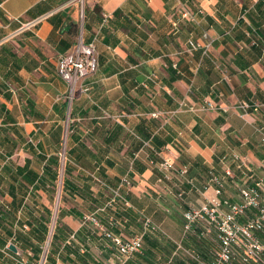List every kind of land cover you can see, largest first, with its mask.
Listing matches in <instances>:
<instances>
[{
	"label": "crops",
	"instance_id": "obj_1",
	"mask_svg": "<svg viewBox=\"0 0 264 264\" xmlns=\"http://www.w3.org/2000/svg\"><path fill=\"white\" fill-rule=\"evenodd\" d=\"M81 28L98 67L88 93L69 99L58 61ZM205 100L261 106L244 118L191 111ZM65 136L71 163L59 191ZM262 137L264 0H0V264L34 263L47 242L46 264H105L104 233L140 234L145 218L156 230L127 264H168L183 213L203 203L198 188L219 178L237 202L264 177ZM165 147L182 178L161 179ZM214 236L184 243L206 254Z\"/></svg>",
	"mask_w": 264,
	"mask_h": 264
},
{
	"label": "built area",
	"instance_id": "obj_2",
	"mask_svg": "<svg viewBox=\"0 0 264 264\" xmlns=\"http://www.w3.org/2000/svg\"><path fill=\"white\" fill-rule=\"evenodd\" d=\"M83 7L85 0H76ZM183 16L193 20L191 12L185 10ZM45 17H38L24 25V28L36 27ZM204 39L208 35L204 33ZM194 48L201 47L199 44L191 43ZM211 41H207L202 48L208 52ZM98 67L97 49L95 42L85 43L82 36V28L79 30L78 40L73 49L66 55H62L58 61V72L68 86L69 99L77 94L88 93L89 88L86 79L96 72ZM186 104L181 103L184 108ZM259 103L247 100L238 101L234 105L224 106L212 100H205L202 104L192 107L193 112L236 110L241 118L255 113L260 108ZM264 139V137H262ZM66 136L62 140L59 151V191L64 183L66 166L71 163L66 154ZM264 142V140H262ZM161 157L160 171L163 180L172 176L183 177L186 168L178 169L175 166V153L172 149L165 147L159 152ZM233 159L237 161L238 169L246 166V161L238 156ZM264 165V163H262ZM231 176V171H226ZM127 182V179L123 181ZM193 184V182H190ZM208 189L212 194L206 195ZM224 182L213 177L210 184L198 188L197 191L203 199L199 208H188L184 213L183 236L181 239H171L173 244L172 256L168 264H264V177L256 179L251 185L240 188V199L237 202H230L223 196ZM60 193V192H59ZM118 195V192H116ZM93 220L92 217H85V220ZM54 224L51 228L53 237ZM143 231L130 237H122L110 232L104 236L110 241L113 254L105 264H127L141 251L144 235L148 231L156 230L149 218L144 219ZM189 234L197 239H203L214 234L216 245L206 254L192 246L185 245L184 238ZM49 255V242L41 248L39 259L36 262H24L22 264H46Z\"/></svg>",
	"mask_w": 264,
	"mask_h": 264
},
{
	"label": "rangeland",
	"instance_id": "obj_3",
	"mask_svg": "<svg viewBox=\"0 0 264 264\" xmlns=\"http://www.w3.org/2000/svg\"><path fill=\"white\" fill-rule=\"evenodd\" d=\"M57 159H58V156H57ZM58 164H57V167H59V161L57 162Z\"/></svg>",
	"mask_w": 264,
	"mask_h": 264
},
{
	"label": "trees",
	"instance_id": "obj_4",
	"mask_svg": "<svg viewBox=\"0 0 264 264\" xmlns=\"http://www.w3.org/2000/svg\"><path fill=\"white\" fill-rule=\"evenodd\" d=\"M55 163V162H54ZM40 253H41V250H40ZM48 259V258H47Z\"/></svg>",
	"mask_w": 264,
	"mask_h": 264
},
{
	"label": "water",
	"instance_id": "obj_5",
	"mask_svg": "<svg viewBox=\"0 0 264 264\" xmlns=\"http://www.w3.org/2000/svg\"><path fill=\"white\" fill-rule=\"evenodd\" d=\"M13 249V247H11ZM14 250V249H13Z\"/></svg>",
	"mask_w": 264,
	"mask_h": 264
}]
</instances>
